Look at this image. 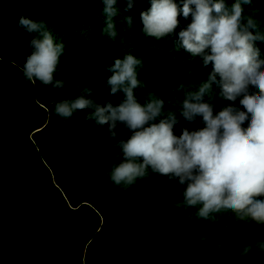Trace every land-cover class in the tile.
Here are the masks:
<instances>
[{
  "label": "trees",
  "instance_id": "trees-1",
  "mask_svg": "<svg viewBox=\"0 0 264 264\" xmlns=\"http://www.w3.org/2000/svg\"><path fill=\"white\" fill-rule=\"evenodd\" d=\"M173 2L178 26L157 38L144 32L141 19L151 0H132L130 8L128 0H116L111 17L103 0H0V264H264V222L241 220L230 209L201 217L202 203L184 200L188 182L151 166L131 184L111 179L124 161L121 142L142 130L116 122L113 137L111 122L101 125L92 115L96 105L117 107L126 100L122 90L111 94L107 83L116 59L141 61L133 90L139 104L164 101L161 116L144 127L174 117L176 137L204 129L202 115L191 121L183 116L185 99L208 103L213 117L226 108L245 112L241 127L250 126L251 114L240 101L259 94L258 87L249 84L226 99L220 76L210 80L213 63L204 64L210 47L192 56L179 46L195 5L185 18V0ZM224 2L231 14L235 0ZM242 9V26L249 18L254 22L250 43L264 71V0L242 3ZM21 17L43 26L29 31ZM44 33L62 51L52 84L33 77V85L24 65L35 50L32 41ZM205 82L211 87L199 101L188 95ZM81 96L94 105L70 117L56 113L58 103Z\"/></svg>",
  "mask_w": 264,
  "mask_h": 264
},
{
  "label": "clouds",
  "instance_id": "clouds-1",
  "mask_svg": "<svg viewBox=\"0 0 264 264\" xmlns=\"http://www.w3.org/2000/svg\"><path fill=\"white\" fill-rule=\"evenodd\" d=\"M103 2L104 12L113 16L116 0ZM249 2L235 0L229 14L224 0H185L183 16L187 18L193 12L190 5H195V12L186 30L179 32V46L192 56L210 47L211 54L204 56V64L213 63L214 74L210 80H215V74L220 76L226 99L234 100L249 84L258 87L259 94L244 95L240 101L251 114L246 130L241 127L247 118L245 112L233 114L232 109L226 108L213 117L208 103H192L189 99L183 102V116L191 121L194 116L202 115L206 123L204 129L195 132L185 129L176 137L174 117L144 127L161 116L164 101L148 102L146 106L139 104L133 90L139 86L135 69L141 61L132 55L115 60L107 83L111 94L122 90L126 100L117 107L110 103L105 107L96 105L92 115L101 125L111 122L109 131L113 137L116 122L125 123L132 130L142 129L134 131L127 142H121L124 161L114 166L111 175L116 184L133 183L137 177H144L147 167L151 166L160 175H174L181 184L188 182L184 200L193 206L202 203L201 217L208 218L210 213L230 209L241 220L250 218L257 223L264 222V200L258 199L264 196V71L259 70L261 64L250 43L253 37L248 29L254 27V22L249 18L243 26L241 23L242 3ZM128 6H132V0H128ZM213 13L217 15L214 17ZM141 19L147 35L166 36L178 26L177 5L173 0H151L149 12L141 13ZM19 23L29 31H39L43 26L25 17H21ZM107 27L109 35L114 37L113 25ZM32 45L35 50L24 65L25 76L33 85V77L44 85L52 84L62 46L54 45L48 33H44L42 39H34ZM54 86L59 88L63 83L57 82ZM210 87V83L205 82L199 92L188 95L199 101ZM93 105L94 101L81 96L71 103L67 100L58 103L55 111L62 117H70L73 110ZM139 158L142 163L136 162ZM250 247L245 248V253Z\"/></svg>",
  "mask_w": 264,
  "mask_h": 264
}]
</instances>
